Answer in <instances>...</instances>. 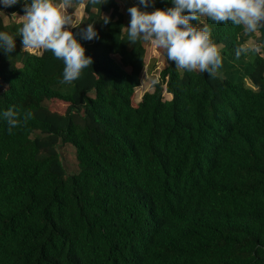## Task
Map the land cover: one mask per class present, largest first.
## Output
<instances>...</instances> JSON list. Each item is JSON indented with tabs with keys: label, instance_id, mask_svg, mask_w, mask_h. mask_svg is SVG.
<instances>
[{
	"label": "trees",
	"instance_id": "16d2710c",
	"mask_svg": "<svg viewBox=\"0 0 264 264\" xmlns=\"http://www.w3.org/2000/svg\"><path fill=\"white\" fill-rule=\"evenodd\" d=\"M79 1L69 31L92 64L71 83L51 51L23 49L11 15L31 0L0 3V32L15 43L0 49V264H264V27L191 20L220 51L213 77L130 43L119 0ZM88 24L98 38H82ZM158 55V79L139 91ZM9 108L20 113L11 134Z\"/></svg>",
	"mask_w": 264,
	"mask_h": 264
},
{
	"label": "clouds",
	"instance_id": "9594fccd",
	"mask_svg": "<svg viewBox=\"0 0 264 264\" xmlns=\"http://www.w3.org/2000/svg\"><path fill=\"white\" fill-rule=\"evenodd\" d=\"M18 0H0L5 7L15 5ZM148 7L150 0H139ZM101 4L102 0H92ZM174 7L166 10L155 9L152 12L140 11L132 6L130 25L126 28L128 41L134 43L139 38L150 41L153 47L164 49L167 59L173 61L179 69L199 70L215 76L222 66L220 51L210 38L207 26L195 27L190 21L199 20L201 16L215 22H232L243 26L245 33H255L264 27V0H172ZM71 0H31L25 4L24 15L20 17L22 26L19 35L22 37L23 49L32 53L51 51L65 65L62 83H71L80 77L81 71L92 64V59L85 56V49L74 38L73 33L65 28L71 25V17L65 14ZM187 13V14H185ZM104 22L108 18L104 17ZM75 27V26H73ZM85 40L98 38L92 24L81 31ZM0 49L11 53L15 49L14 38L6 32H0ZM251 50L261 51L260 45ZM248 48H237L239 58ZM32 112L24 114L26 123L32 118ZM7 121L9 134L20 124V113L9 108L2 113Z\"/></svg>",
	"mask_w": 264,
	"mask_h": 264
},
{
	"label": "rangeland",
	"instance_id": "374dc122",
	"mask_svg": "<svg viewBox=\"0 0 264 264\" xmlns=\"http://www.w3.org/2000/svg\"><path fill=\"white\" fill-rule=\"evenodd\" d=\"M0 13L4 15L3 12ZM11 17L13 18L12 15ZM140 39L143 43L146 42L142 37ZM252 45H253L252 39L248 38L246 41V47H251ZM149 49L152 52L158 51L157 48L153 47V45H149V47L147 48V54H150ZM163 65H164V59L162 56L159 55L157 56V58L154 57L147 62V64L145 65L142 71L139 91L152 90V83L158 79L159 70L163 67ZM57 149L60 155L61 162L66 168V170L71 173L76 172L77 163L73 153V146L69 142H63L57 144Z\"/></svg>",
	"mask_w": 264,
	"mask_h": 264
},
{
	"label": "crops",
	"instance_id": "0c3cea01",
	"mask_svg": "<svg viewBox=\"0 0 264 264\" xmlns=\"http://www.w3.org/2000/svg\"><path fill=\"white\" fill-rule=\"evenodd\" d=\"M120 4H121V9L122 11L125 13V19H126V26L130 24V13L127 12V9L129 7L132 6H136L139 8L140 11H145V12H150V4L148 7H144L143 5L140 4L139 0H119ZM57 4L60 3L56 2ZM83 2L79 1V2H71L70 6L65 9V14L69 15L71 17V25H66L65 28L67 30H70V28L76 24L79 19L81 18V16L83 15ZM21 16H17L15 14H13V18L15 19H20ZM128 23V24H127Z\"/></svg>",
	"mask_w": 264,
	"mask_h": 264
}]
</instances>
